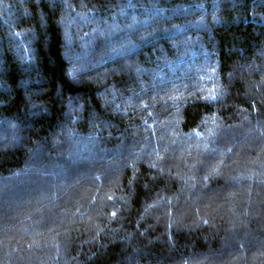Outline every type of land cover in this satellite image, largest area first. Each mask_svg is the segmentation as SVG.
I'll return each mask as SVG.
<instances>
[{
	"label": "trees",
	"instance_id": "obj_1",
	"mask_svg": "<svg viewBox=\"0 0 264 264\" xmlns=\"http://www.w3.org/2000/svg\"><path fill=\"white\" fill-rule=\"evenodd\" d=\"M0 264H264V0H0Z\"/></svg>",
	"mask_w": 264,
	"mask_h": 264
}]
</instances>
